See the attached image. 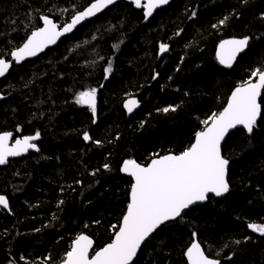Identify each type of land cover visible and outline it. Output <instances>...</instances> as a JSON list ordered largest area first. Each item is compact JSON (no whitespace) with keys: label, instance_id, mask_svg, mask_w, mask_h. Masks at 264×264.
Segmentation results:
<instances>
[{"label":"trees","instance_id":"16d2710c","mask_svg":"<svg viewBox=\"0 0 264 264\" xmlns=\"http://www.w3.org/2000/svg\"><path fill=\"white\" fill-rule=\"evenodd\" d=\"M94 1L0 0V59L11 60L42 16L62 27ZM144 19L143 10L117 4L0 82V134L40 133L39 151L0 169V195L10 204L0 208V264H63L81 234L94 239L95 250L106 246L129 203L133 182L122 175L123 162L146 166L179 154L202 121L264 69V0H174L148 24ZM245 36L246 54L232 68L221 66L219 43ZM161 44L168 45L163 56ZM91 88L98 91L95 116L75 103ZM132 97L142 108L128 117L123 104ZM261 105L253 132L239 129L223 146L228 196H212L165 224L134 264H188L195 239L221 264H264V235L247 227L264 224V94ZM169 106L176 111H162Z\"/></svg>","mask_w":264,"mask_h":264},{"label":"snow or ice","instance_id":"6c2138e0","mask_svg":"<svg viewBox=\"0 0 264 264\" xmlns=\"http://www.w3.org/2000/svg\"><path fill=\"white\" fill-rule=\"evenodd\" d=\"M114 2L115 0H95L83 11L76 12L71 21L62 27L49 17L42 16L43 27L32 31L11 56L16 63L36 56L48 45L55 44L60 37L72 32L83 20L95 16ZM132 2L137 8L143 6L147 18L153 15L154 10L167 5L169 0H146L143 5L141 0ZM192 15L195 16L196 13L193 12ZM227 20L228 17L225 16L218 23L224 25ZM249 39L245 36L222 41L217 51L219 63L231 67L238 54L248 47ZM167 51L168 45L161 44L160 52ZM9 68V62L0 59V77L5 76ZM111 70L109 62L105 73H110ZM105 78L107 79V75ZM262 94L264 69L257 68L251 72L249 79L232 91L226 106L220 112H214L202 121L204 127L195 133L194 142L185 150L179 154L158 156L147 166L135 160H125L121 171L130 175L134 182L131 185L130 202L114 238L106 246L93 250V240L90 237L83 234L77 236L63 264H133L141 245L162 225L181 217L184 210L197 202L207 200L210 194L220 197L227 193L229 160L222 155V141L229 131L237 126H242L249 134L253 132L258 118L262 115V105L259 102ZM96 96L95 88L81 91L76 94L75 103L86 105L95 116ZM138 106L136 99H129L124 104L129 113ZM176 107H165L162 111H176ZM12 135L10 132L0 134V165L8 163L9 157L21 156L29 150L39 151L34 143L40 139L39 131L34 135L15 139L10 145ZM83 138L85 141L91 139L87 132ZM104 167L108 169L109 166L105 164ZM0 206L5 209L9 207L8 199L3 195H0ZM247 227L264 235V224L249 223ZM90 252L93 253L91 257ZM185 255L188 264H220L219 260L209 258L200 243L195 240L187 248Z\"/></svg>","mask_w":264,"mask_h":264},{"label":"water","instance_id":"95a60500","mask_svg":"<svg viewBox=\"0 0 264 264\" xmlns=\"http://www.w3.org/2000/svg\"><path fill=\"white\" fill-rule=\"evenodd\" d=\"M173 1L174 0H169V3L167 4V5H163V6H161V7H159L158 9H156V10H154V12H153V15L152 16H150V17H145V15H144V22H143V24H148L151 20H152V18L159 12V11H161V10H163V9H166V8H168L172 3H173ZM95 2V1H94ZM120 3H127V4H131V5H133L136 9H139V10H143L144 12H145V9L143 8V6L141 7V8H137L136 6H135V4L132 2V0H115V2L112 4V5H110V6H108L107 8H104L101 12H99V13H97L95 16H92V17H88V18H86L85 20H83L79 25H77L76 26V28H74L73 30H72V32H70V33H66L64 36H62V37H60L57 41H56V43L55 44H50V45H48V47H46L45 49H44V51H42V52H40V53H38L36 56H33V57H27V58H25V60H23V61H21L20 63H16L15 61H14V59H13V57L11 56V60H5L6 62H9V64H10V68H9V70H8V72L5 74V76H3V77H0V82L2 81V80H4V79H6L8 76H9V74L12 72V70H13V68H14V66H16V67H21L22 65H24L25 63H27V62H30V61H34V60H36V59H38V58H40L41 56H43L44 54H46L49 50H52V49H54V48H56L64 39H66V38H68V37H71L79 28H81L82 26H84L86 23H88V22H91V21H93V20H95L96 18H98L99 16H101V15H103L104 13H106L108 10H110L111 8H113V7H115L117 4H120ZM146 3V0H141V4L143 5V4H145ZM90 6V5H89ZM50 18V17H49ZM54 23H56L55 22V20L54 19H52V18H50ZM58 26H60L58 23H56ZM41 27H43V20H42V26ZM230 39H234V38H228V39H225V40H230ZM236 39H239V38H236ZM224 41V40H223ZM221 43V42H220ZM220 43H219V45H220ZM249 43H250V39H249ZM219 45L217 46V50H216V57H217V51H218V49H219ZM248 47H249V45H248ZM248 47L246 48V50L244 51V52H242V53H240V54H238V56H237V59L233 62V64H232V66L231 67H227V66H225V65H222L221 64V66H223V67H225V68H232V67H234L235 66V64L237 63V61H238V59L241 57V56H243V55H245L246 54V52H247V50H248ZM15 51V50H14ZM165 53H162V55L161 56H163ZM4 60V59H3ZM218 60V59H217ZM219 61V60H218ZM262 97H263V94H262ZM262 97L260 98V103H261V100H262ZM129 99H136L138 102H139V106L137 107V108H135L134 110H133V112L132 113H129L128 111H127V109L124 107V104H125V102L127 101V100H129ZM4 100H6V97L2 94V93H0V102H2V101H4ZM125 102H124V104H123V108H124V110H125V112L127 113V115H128V117H131V116H133L135 113H137L141 108H142V104H141V102L139 101V99L138 98H136V97H132V98H128ZM84 107H87L86 105H83ZM98 106H99V101H98V96H96V109L98 108ZM88 108V107H87ZM262 116V115H261ZM260 119H261V117L260 118H258V121H257V124L260 122ZM239 129H244L242 126H237V128H235V129H231L230 131H229V133L226 135V137H225V140L224 141H222V155H223V146H224V144H225V142H226V140L228 139V137L232 134V133H234L235 131H237V130H239ZM245 130V129H244ZM13 134V133H12ZM18 138H23V137H17V138H15V139H18ZM15 139H14V134L12 135V139L9 141V144L11 145L12 143H14V141H15ZM38 141L39 140H37V141H34V143H36L37 144V146H38ZM38 148H39V146H38ZM35 152H37L36 150H29L27 153H24V154H22L21 156H18V157H9V159H8V163H6L5 165H0V169H3V168H6V167H8V165L10 164V162L11 161H14V160H20V159H22V158H24V157H27L30 153H35ZM138 163V162H137ZM144 166V165H143ZM147 166V165H146ZM229 166H230V163H229ZM229 166H228V169H229ZM122 167H123V165H122ZM122 167H121V169H122ZM121 173H122V175H124V176H126V177H129L131 180H132V182H134L133 181V178L130 176V175H128L127 173H125V172H123V171H121ZM227 180H228V183H229V172H228V174H227ZM229 190H230V184H229ZM130 192H131V190H130ZM228 194H229V191L227 192V193H225L224 195H222V196H220V197H217V198H219V199H222V198H225V197H227L228 196ZM212 196H214V195H209V198L207 199V200H205V201H203V202H197L196 204H194V205H191L188 209H186V210H184V212L182 213V215H181V217L187 212V211H189V210H191V209H194V208H197V207H203V206H205L207 203H208V201H209V199H210V197H212ZM214 197H216V196H214ZM8 202H9V200H8ZM129 202H130V195H129ZM0 208L1 209H3V210H6V211H9L10 210V204H9V207L7 208V209H5V208H3L2 206H0ZM181 217H178V218H176L175 220H172V221H168V222H166L165 224H167V223H169V222H174V221H177V220H179ZM164 224V225H165ZM164 225H162L160 228H162ZM159 228V229H160ZM158 229V230H159ZM157 230V231H158ZM156 231V232H157ZM155 232V233H156ZM155 233H153L142 245H141V248L138 250V252H137V255H136V257H134V259H133V264L136 262V260L138 259V257H139V254H140V252H141V250H142V248L144 247V245H145V243L155 234ZM83 235H86V234H83ZM88 236V235H87ZM88 237H90V236H88ZM91 238V237H90ZM92 240H93V250H95V241H94V239L93 238H91ZM195 241L196 242H199L198 241V239H195ZM200 243V242H199ZM201 245V244H200ZM191 246V245H190ZM201 247H202V249L205 251V249H204V247L201 245ZM186 253V252H185ZM93 253L92 252H90V257H91V255H92ZM205 254L207 255V253H206V251H205ZM208 256V255H207ZM209 257V256H208ZM185 258H186V260H187V257H186V255H185ZM209 258H211V257H209ZM211 259H214V258H211ZM217 260V259H216ZM220 261V260H219ZM187 262H188V260H187ZM220 264H221V261H220Z\"/></svg>","mask_w":264,"mask_h":264},{"label":"flooded vegetation","instance_id":"af4514ba","mask_svg":"<svg viewBox=\"0 0 264 264\" xmlns=\"http://www.w3.org/2000/svg\"><path fill=\"white\" fill-rule=\"evenodd\" d=\"M17 138L15 135H14V139ZM12 162V161H11Z\"/></svg>","mask_w":264,"mask_h":264},{"label":"rangeland","instance_id":"374dc122","mask_svg":"<svg viewBox=\"0 0 264 264\" xmlns=\"http://www.w3.org/2000/svg\"><path fill=\"white\" fill-rule=\"evenodd\" d=\"M97 93H98V91H97Z\"/></svg>","mask_w":264,"mask_h":264}]
</instances>
